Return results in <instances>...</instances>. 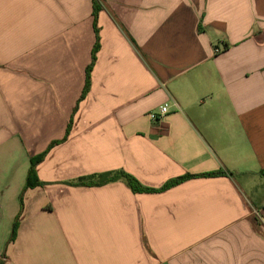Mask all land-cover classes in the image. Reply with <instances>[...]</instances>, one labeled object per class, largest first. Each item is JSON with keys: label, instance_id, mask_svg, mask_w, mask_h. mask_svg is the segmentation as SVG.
<instances>
[{"label": "crops", "instance_id": "0c3cea01", "mask_svg": "<svg viewBox=\"0 0 264 264\" xmlns=\"http://www.w3.org/2000/svg\"><path fill=\"white\" fill-rule=\"evenodd\" d=\"M94 1L0 0V261L264 264V0Z\"/></svg>", "mask_w": 264, "mask_h": 264}, {"label": "trees", "instance_id": "16d2710c", "mask_svg": "<svg viewBox=\"0 0 264 264\" xmlns=\"http://www.w3.org/2000/svg\"><path fill=\"white\" fill-rule=\"evenodd\" d=\"M98 1L99 0L94 1V15H96V16L98 15V13L101 9ZM96 30H97V34H98L97 35L98 36L97 37V43H96L94 50H93L92 63L87 69V81H86V86L84 88L81 100H84L86 98V96L88 95V92L90 89V75H91L92 70L95 67V64L97 61V54H98L99 49H100V37H99V30L97 28V24H96ZM71 128H72V125L70 124L68 127V130H67L66 138L63 141L54 142L49 147L47 152H45L43 155L39 156L38 158H35L32 160L31 168L29 170L28 177H27V183H26V186H25L23 193L21 195V211H20L18 217L16 218V220L14 222L13 231H12V235L10 237L9 243L14 242L17 238L18 229H19V219H20L22 211H23V194H24V192L29 188H35V187L40 186L42 184L37 177L36 168H37L38 164L44 160V158L46 157L48 152L55 145L67 140V138L70 134ZM218 174H221V173L207 174L205 176H212V175H218ZM189 177L190 176H186L183 179L173 180V181L169 182L168 184H166L161 190L168 189V188L188 179ZM118 179H123L127 183V185L132 189L133 192H136V193L148 192V191L156 192V190L145 188L137 179H135L131 175L124 173V172L107 173V174H101V175H94L91 177H85V178L79 179L77 182L70 183V185L71 186H79V187H93V186L105 185L107 183L117 181ZM0 264H5V263L0 261Z\"/></svg>", "mask_w": 264, "mask_h": 264}, {"label": "built area", "instance_id": "2783aa9c", "mask_svg": "<svg viewBox=\"0 0 264 264\" xmlns=\"http://www.w3.org/2000/svg\"><path fill=\"white\" fill-rule=\"evenodd\" d=\"M174 105H175V107L178 108L176 103ZM169 112H170V105L165 104V105L160 107L159 112L157 114H152L151 117H152V119H160V118H163L164 116H166Z\"/></svg>", "mask_w": 264, "mask_h": 264}]
</instances>
